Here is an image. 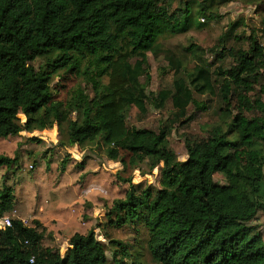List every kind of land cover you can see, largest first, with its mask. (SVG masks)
<instances>
[{"label": "trees", "instance_id": "obj_1", "mask_svg": "<svg viewBox=\"0 0 264 264\" xmlns=\"http://www.w3.org/2000/svg\"><path fill=\"white\" fill-rule=\"evenodd\" d=\"M166 1L0 0V139L56 126L69 145L95 143L124 168L162 165L157 189L131 188L110 211L118 226L143 223L156 264H264V237L251 225L264 214V40L250 36L248 48L235 52L222 37L221 57L226 51L236 63L189 70L186 56L158 43L190 14L188 6L169 12ZM148 54L174 72L169 89L147 92ZM41 59L45 69L37 71L31 64ZM60 72L83 74L92 96L79 88L66 102L53 100ZM196 94L219 96V123L206 139L186 137L187 158L179 161L169 138L191 120ZM168 101L171 118L159 130L127 125L132 107L145 114L147 105L162 110ZM16 161L0 155V169ZM216 174L226 186L214 182ZM14 209V190L0 180V220ZM40 228L12 219L0 229V264H108L93 232L72 236L62 256L43 245Z\"/></svg>", "mask_w": 264, "mask_h": 264}, {"label": "rangeland", "instance_id": "obj_2", "mask_svg": "<svg viewBox=\"0 0 264 264\" xmlns=\"http://www.w3.org/2000/svg\"><path fill=\"white\" fill-rule=\"evenodd\" d=\"M167 0L169 12H184L183 28L175 35L158 41L165 49L186 56L191 70L195 64L213 71L219 66L228 68L236 63L228 52L219 50L220 38L225 37L226 50H246L247 39L254 36L264 40V0ZM214 16L210 20L208 16ZM195 52V54H194ZM150 82L148 93L169 89L175 80L174 72L162 58L148 54ZM198 58V59H197ZM37 71L45 69L44 60L31 64ZM83 74L63 73L53 77V100L66 102L74 91L82 89L92 96ZM142 82H145L142 79ZM258 87L252 96L259 97ZM261 98L264 103V97ZM195 104L187 108L188 123L176 125L169 138L170 147L179 161L187 158L184 140L206 139L210 129L219 123V96L195 95ZM205 107V109H203ZM172 105L168 101L162 110L147 105L141 114L135 107L127 113L129 127L159 130L171 118ZM75 116V115H74ZM73 116V117H74ZM24 122V116H19ZM76 118V116H75ZM0 155L17 158L11 168L0 169V180L11 186L15 195V209L5 219H20L28 227L40 224L44 232L43 245L64 256L69 240L75 234L93 232L104 246L108 264H156L148 251V230L143 223L116 225V214L111 213L115 201L124 200L134 188L140 192L146 186L158 188L159 169L149 172L145 165L140 170L124 168L120 162L109 160L95 143L84 146L69 145L65 134L55 126L43 132H22L0 139ZM126 159V155H124ZM144 172V174H141ZM131 179V182H126ZM214 182L226 186L222 174ZM264 237V214L258 212L251 222ZM126 248L127 256L116 244Z\"/></svg>", "mask_w": 264, "mask_h": 264}, {"label": "built area", "instance_id": "obj_3", "mask_svg": "<svg viewBox=\"0 0 264 264\" xmlns=\"http://www.w3.org/2000/svg\"><path fill=\"white\" fill-rule=\"evenodd\" d=\"M10 222H11V220L5 219L4 222H3V224H2L3 225L2 227L3 228L10 227ZM3 228H0V229H3Z\"/></svg>", "mask_w": 264, "mask_h": 264}]
</instances>
